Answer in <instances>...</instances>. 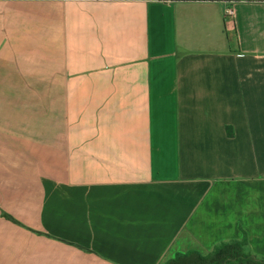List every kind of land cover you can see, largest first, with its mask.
Segmentation results:
<instances>
[{
	"label": "crops",
	"instance_id": "crops-1",
	"mask_svg": "<svg viewBox=\"0 0 264 264\" xmlns=\"http://www.w3.org/2000/svg\"><path fill=\"white\" fill-rule=\"evenodd\" d=\"M244 235L264 257V0H0V264Z\"/></svg>",
	"mask_w": 264,
	"mask_h": 264
},
{
	"label": "trees",
	"instance_id": "trees-1",
	"mask_svg": "<svg viewBox=\"0 0 264 264\" xmlns=\"http://www.w3.org/2000/svg\"><path fill=\"white\" fill-rule=\"evenodd\" d=\"M3 215L14 221L10 215ZM248 240L244 235L240 239L221 241L208 253L198 250L177 252L169 257L165 264H264V257H259L248 249Z\"/></svg>",
	"mask_w": 264,
	"mask_h": 264
},
{
	"label": "built area",
	"instance_id": "built-area-1",
	"mask_svg": "<svg viewBox=\"0 0 264 264\" xmlns=\"http://www.w3.org/2000/svg\"><path fill=\"white\" fill-rule=\"evenodd\" d=\"M229 14H232V10L231 9H228L227 11Z\"/></svg>",
	"mask_w": 264,
	"mask_h": 264
}]
</instances>
